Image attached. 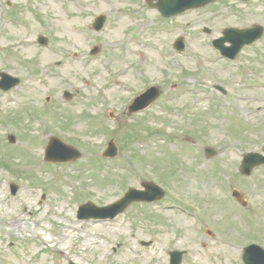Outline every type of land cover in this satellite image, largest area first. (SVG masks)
Returning <instances> with one entry per match:
<instances>
[{"label": "rangeland", "instance_id": "1", "mask_svg": "<svg viewBox=\"0 0 264 264\" xmlns=\"http://www.w3.org/2000/svg\"><path fill=\"white\" fill-rule=\"evenodd\" d=\"M154 12L146 0H0V72L19 78L14 94L21 100L9 103L0 93V264H169L173 250L188 251L181 264H243V246L264 248V168L248 179L238 172L239 156L264 146L258 108L264 36L237 55L235 69L226 60L212 62L217 52L209 45L227 27L264 28V0H219L168 21ZM97 14L106 18L104 29L86 30ZM178 36L187 58L173 51ZM95 45L99 52L91 58ZM150 86H158L159 98L145 113L128 116L127 106ZM223 87L224 97L216 89ZM64 91L71 100L62 98ZM51 136L81 158L64 166L45 162ZM111 138L118 154L108 162L99 155ZM206 146L215 158L205 159ZM140 181L157 182L173 208L133 204L100 224L76 218L78 205H107ZM220 184L242 193L249 206H230ZM192 206L200 212L191 213ZM2 220L33 221L39 236L57 241L64 233L66 244L51 252L33 233L23 239L19 225Z\"/></svg>", "mask_w": 264, "mask_h": 264}, {"label": "water", "instance_id": "2", "mask_svg": "<svg viewBox=\"0 0 264 264\" xmlns=\"http://www.w3.org/2000/svg\"><path fill=\"white\" fill-rule=\"evenodd\" d=\"M214 0H158V6L163 16L169 17L171 15H175L177 13H180L186 9H191L194 7L203 6L209 2H212ZM104 18H99L96 28H100ZM225 35V38L221 39L220 41L216 42V47L219 48L222 53L229 57H234L235 54L246 44L253 43L256 39L259 38L261 35V28L256 27L254 29H248V30H225L223 32ZM41 43H45V40L40 39ZM224 41H230L235 43L234 46V52L232 54L227 53L226 49L222 47V43ZM179 49H181V45L177 46ZM4 76V75H3ZM16 83V82H15ZM0 87L3 89H8L10 86L5 85L3 82H0ZM67 98L70 96L65 93L64 94ZM156 96V94L153 91L148 92L140 100H146V104H136L137 106L130 107V112L135 111L136 109L143 108L145 105H148L149 102ZM148 97V98H147ZM139 100V101H140ZM59 150L60 152H65L66 154L64 156L62 155H56L54 156V152ZM104 156L113 157L116 155V149L113 146L112 142L109 143V148L104 152ZM207 155L211 156L213 155V152L211 150H207ZM80 154L73 150L72 148L65 146L61 144L57 139H50L49 144L46 149L45 159L47 161L51 162H64V161H71L76 158H78ZM256 155H246L244 158V166L242 169V174L248 175L250 173V170L256 166L264 162V160H258ZM143 187L145 188V191H135L133 189H130L129 192L125 195L123 199L118 201L117 203L106 207V208H96L95 206L88 204L86 206H83L79 209L78 216L79 218H113L117 214L124 211V209L134 201H149L159 198L162 194L161 192L156 189L152 184H144ZM236 195V194H235ZM255 248L251 247L246 250L245 255L243 257V260L246 264H256L251 261H249V256L251 251H253ZM180 255L179 254H172V261L171 264H179L180 261ZM264 259V258H263ZM260 264H264V260L260 262Z\"/></svg>", "mask_w": 264, "mask_h": 264}, {"label": "bare ground", "instance_id": "3", "mask_svg": "<svg viewBox=\"0 0 264 264\" xmlns=\"http://www.w3.org/2000/svg\"><path fill=\"white\" fill-rule=\"evenodd\" d=\"M5 223L15 226L17 224L22 223V221L21 220H16L15 223L14 222L8 223V221H6V220L5 221H3V220L1 221V224H5ZM68 229L69 228H66V230H68ZM35 238H37L38 241L40 243H42L44 246H46V247H47L48 243L50 244V241L48 239H46L44 236L35 235ZM66 239H67V236L66 235H62L56 242L59 245L58 246H52L51 250H53V251L60 250L66 244V242H65Z\"/></svg>", "mask_w": 264, "mask_h": 264}]
</instances>
